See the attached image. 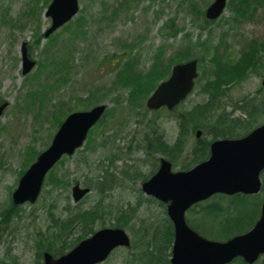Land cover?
<instances>
[{
	"label": "rangeland",
	"instance_id": "1",
	"mask_svg": "<svg viewBox=\"0 0 264 264\" xmlns=\"http://www.w3.org/2000/svg\"><path fill=\"white\" fill-rule=\"evenodd\" d=\"M45 1L0 0V104L8 103L0 117V240L4 242L0 244V264H44L42 239L57 230L52 226L51 212L66 218L98 202L106 211L112 210V214L97 229L112 227L117 212L114 206L129 208L131 204L136 214L125 229L131 236L132 246H139L140 251L152 247L156 236L158 242L160 238L163 242L165 235L160 236L159 231L171 226L166 206L150 201L142 191V184L147 180L141 176L150 177L159 169L160 158H167L161 152L147 155L143 145L153 137L149 124L155 121L157 136L162 135L170 145L174 143L180 135V116L210 99L208 83L215 79L214 67H217L213 62L217 59L218 68L228 72L235 62L250 55L253 47L257 48L255 66L248 69L245 77L226 84L222 95L213 98V106L216 110L225 108L233 117H241L244 113L239 108L245 101L254 98L256 104L264 102L261 85L264 0H230L226 11L215 21L205 18L206 8L214 0H79L80 11L70 23L78 17H83V21L71 25V29L62 27L42 40L40 36L52 23L46 16ZM24 43L30 59L37 62L28 75L22 74ZM128 45L132 52L127 49ZM160 49L166 63L178 56L204 57L198 64L199 79L194 91L175 113L161 110L157 114L147 108L146 101L133 107L128 102L129 91L114 88L119 83L118 66L122 56L139 59V68L144 72L150 69ZM48 58L51 64L63 63L64 69L57 72L54 66L53 69L42 67ZM46 83L49 87L58 85V89L49 90L42 106H28V93ZM102 103L110 110L107 127L89 136L77 153L63 158L57 165L53 172L62 180L61 185L46 180L36 203L19 205L18 211L5 217L3 213L14 206L12 194L32 153L44 152L59 129L54 125L52 113L65 107L62 110L66 113L65 120L71 112L89 111ZM221 112L211 119L213 124ZM256 119L258 125L264 122V110ZM196 130L202 131V141H212L204 128L189 127L186 144L190 150L198 146ZM238 131L232 138L246 135L251 129ZM189 156L185 152L178 164H173L174 169L183 170V165L191 161ZM105 172H109V179L117 181V186L100 193L95 185ZM76 183L91 188V193L77 204L71 194ZM263 194L208 200L190 210L188 222L207 238L230 239L257 220ZM219 207L230 211L233 222L227 233L223 231L219 215L213 213ZM79 228L76 226L67 238L69 243L80 234ZM226 234L229 236L221 237ZM132 246L120 248L102 264H141L137 260L139 252Z\"/></svg>",
	"mask_w": 264,
	"mask_h": 264
},
{
	"label": "water",
	"instance_id": "2",
	"mask_svg": "<svg viewBox=\"0 0 264 264\" xmlns=\"http://www.w3.org/2000/svg\"><path fill=\"white\" fill-rule=\"evenodd\" d=\"M228 0H216L207 9L206 18L215 20L221 16ZM78 0H53L46 12L52 25L46 31L49 37L56 30L76 17ZM22 74L27 75L36 66L29 58L27 44L22 46ZM196 60L180 63L173 67L169 79L160 83L147 100L150 110L166 107L172 110L194 89L198 78ZM264 85V81H263ZM8 103L0 105V117ZM108 105L95 106L89 111L73 112L60 125L51 144L42 152L13 193L15 206L34 203L38 200L45 177L63 156L74 155L87 140L89 132L102 118ZM201 137L202 133L197 132ZM210 158L192 170L173 172L167 159L161 160L160 170L142 185L148 196L167 204V212L174 224V246L171 264H229L236 258L254 264L264 255V201L258 222L242 235L225 242L207 240L196 233L186 222L187 210L197 202L205 201L217 193L258 194L262 190L261 172L264 170V124L253 129L247 136L237 139H219L211 145ZM90 189L76 184L72 188L75 202L81 201ZM131 237L123 228H104L79 243L69 253L55 258L44 255L45 264H99L107 260L117 248H129ZM264 264V261L263 263Z\"/></svg>",
	"mask_w": 264,
	"mask_h": 264
},
{
	"label": "trees",
	"instance_id": "3",
	"mask_svg": "<svg viewBox=\"0 0 264 264\" xmlns=\"http://www.w3.org/2000/svg\"><path fill=\"white\" fill-rule=\"evenodd\" d=\"M50 0L45 1V6L49 3ZM234 0H231L233 2ZM243 8L241 6L239 7V12H241ZM83 21V17H78L76 19V22L68 23L65 25L66 28L71 29V25H76L78 23H81ZM79 29H81V26H78ZM173 29V28H171ZM71 30V34H73ZM44 36V33L40 38ZM76 36V35H75ZM73 36V37H75ZM43 40V39H42ZM55 41V40H54ZM39 43V40L36 42ZM132 48V47H131ZM129 52H132L129 45L127 47ZM257 48H253L250 55H245L244 58H242L240 61H237L232 66L231 70L228 72H224L218 68V60L216 59L213 63L216 64L217 67H214L216 70L215 72V79L210 81L208 83V86L210 88V99L207 103H204L202 105H197L193 107L189 112H186L182 114L179 118V137L177 140L172 143L171 145L166 143L165 140L159 135L157 136L158 129L155 128L154 124H157L155 121L152 120L151 125L149 124V127L152 131L153 137L150 140V137L146 140V145H143L145 148L147 155L156 152V153H162L164 156H167V158L174 164L177 165L179 158L182 157V155L185 152L189 153V157L191 160L188 164L183 165L184 169H188L192 167L195 163L205 161L207 157H209L210 152V145L211 140H198L197 145L193 146V148L190 150L186 144L187 137H188V130L189 127H192L194 129L197 128H204L205 132L209 136L212 137V141L216 138H226L227 136H233L239 134V129L248 131V129H252L256 127L258 124L255 123L256 116H259L261 112L264 110V102H258L257 104L254 103L255 99L251 98L246 103L241 106L239 109H241L244 113V116L241 117H233L232 113H229L225 108L215 109L213 106V98H216L218 95H222L224 92V86L228 84L231 81H234L237 78H243L246 76V72L249 68H253L255 66V52ZM131 57V55H130ZM155 58L153 59V63L150 66L149 70H145L142 72L139 68L140 61L139 59L132 58L129 60V58H126V56H122V61L119 62L118 71L120 73L119 75V83L116 82L114 88L123 87L126 88L128 92V102L133 107H139L142 105V103H145L146 99L151 95L152 92H154V89L157 87V84L162 81L163 79H166L168 76L171 66L174 64H177L178 62L188 60L189 57L184 56H178L173 59H171L169 62H165L164 56L162 55V50H158V53L155 54ZM192 58V57H191ZM193 58L198 59L200 62H203L204 57L195 56ZM218 58V57H217ZM46 64H44L45 68H51L53 69V66L57 68V72L64 69L65 65L63 63H55L49 61V58L45 60ZM129 62V63H126ZM66 64V63H64ZM44 68V69H45ZM118 73V74H119ZM66 80H64L62 83L64 84ZM58 84V83H57ZM58 87V85H57ZM55 86L49 87V85L46 83V85L39 86V89L35 90V92L28 93V99L29 104L28 106H33L35 104H38V106H42L45 101L48 98V92L49 90H57L58 88ZM55 88V89H53ZM93 99V97H92ZM65 107L62 106V110ZM61 109L58 111H55L52 113L53 122L56 127H59L63 119L66 117L65 112H62ZM222 110L221 114L218 115L217 122L213 124V121L211 120L214 115ZM176 111H171V113H175ZM110 110L108 109L106 113L104 114L103 120L96 125V127L92 130V133H90V136L92 134H95V132H98L101 128L107 127V118L110 117ZM159 113V112H158ZM157 113V114H158ZM90 139V137H88ZM34 150V149H33ZM32 151V150H31ZM35 155H31L29 158V164L28 166L34 161L35 157L37 156L36 153H32ZM38 154V153H37ZM27 166V167H28ZM27 167L22 170L21 174L25 172ZM55 168L50 172V175L48 176V180H52L54 183H57V185H61L62 180L59 179V177L55 174L54 171ZM155 172H153L151 175H153ZM108 176H110L109 172H105L104 176H102L101 179L96 181L95 188L100 193L106 192V190H112L117 186V181L114 179H109ZM149 177L147 175L141 176L142 180H147ZM90 186V184H88ZM152 202H156L160 204L161 206L165 205L163 203H160L156 200L149 199ZM114 206V205H113ZM117 212L115 213V221L112 223L113 227H128L130 220L133 216H135V208L129 204V208H126L124 206L117 207L114 206ZM212 207V206H211ZM19 207L11 206L10 209H7L3 213V215L6 217L8 214H10L12 211L16 212L18 211ZM209 211H211V208H207ZM213 210V209H212ZM228 211V210H227ZM229 213H225L223 215L224 219V227L223 229L227 230L228 226L233 222L230 217V211ZM15 214V213H14ZM112 210H105L103 207V204L100 202L95 203V205L92 208L84 209L78 212H75L74 214L67 215L66 218L56 217L54 213L51 212V217H53V228H56L57 230H54L52 235H49V237H44L42 239L44 242L41 244V251H49L51 253H55L57 255H62L64 252L69 251L72 249L78 242L85 239L90 234H93L97 228L96 226L99 223H105V219L107 215H111ZM255 218L252 219L251 224L254 222ZM168 221V220H167ZM171 226H167L165 231H159L160 236H164V241L158 242L157 236L153 240L152 247L144 248L140 251V247L137 245H133V249L135 251H138L137 254V260L140 261L141 264H170V253L169 250L172 248V241H173V227L172 223L168 221ZM79 228V235L76 237L75 241L72 243L68 242V237L74 233V228L76 226ZM75 226V227H74ZM105 227V226H104ZM165 229V228H164ZM227 233V232H226ZM229 235H222V238H226ZM166 240V241H165ZM47 242V244L45 243ZM136 253H134L135 255ZM136 257V256H135ZM234 264H244L240 259L235 260L233 262Z\"/></svg>",
	"mask_w": 264,
	"mask_h": 264
},
{
	"label": "flooded vegetation",
	"instance_id": "4",
	"mask_svg": "<svg viewBox=\"0 0 264 264\" xmlns=\"http://www.w3.org/2000/svg\"><path fill=\"white\" fill-rule=\"evenodd\" d=\"M4 242L0 240V244H3Z\"/></svg>",
	"mask_w": 264,
	"mask_h": 264
}]
</instances>
